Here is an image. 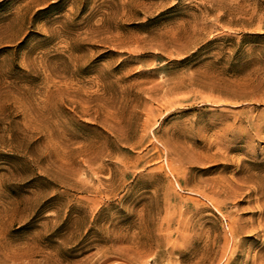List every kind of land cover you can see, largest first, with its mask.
<instances>
[{
  "label": "rangeland",
  "instance_id": "rangeland-1",
  "mask_svg": "<svg viewBox=\"0 0 264 264\" xmlns=\"http://www.w3.org/2000/svg\"><path fill=\"white\" fill-rule=\"evenodd\" d=\"M0 264H264V0H0Z\"/></svg>",
  "mask_w": 264,
  "mask_h": 264
}]
</instances>
